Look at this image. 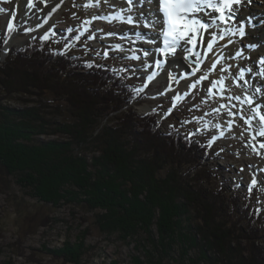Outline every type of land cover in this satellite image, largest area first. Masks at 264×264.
Returning a JSON list of instances; mask_svg holds the SVG:
<instances>
[{
    "label": "trees",
    "instance_id": "1",
    "mask_svg": "<svg viewBox=\"0 0 264 264\" xmlns=\"http://www.w3.org/2000/svg\"><path fill=\"white\" fill-rule=\"evenodd\" d=\"M2 45L0 39V53ZM0 88L33 101L11 107L0 100V192L14 183L34 202L8 192L22 215L15 221L19 248L68 206L92 213L99 232L135 241L142 254L130 264H264V248L255 243L264 232L239 216L223 186L211 187L217 175L204 161L205 148L173 126L162 132L156 112L138 114L134 91L110 66L43 39L0 61ZM91 229L78 245L40 251L75 263ZM179 245L181 258L171 253Z\"/></svg>",
    "mask_w": 264,
    "mask_h": 264
},
{
    "label": "rangeland",
    "instance_id": "2",
    "mask_svg": "<svg viewBox=\"0 0 264 264\" xmlns=\"http://www.w3.org/2000/svg\"><path fill=\"white\" fill-rule=\"evenodd\" d=\"M103 1L107 3L106 0ZM13 2L14 0H0V10H2L0 14V39L3 43L6 40L10 41L14 36L20 37L18 39L23 41L12 43L10 46L11 48H19L29 43L39 42L42 37L47 36L53 46H57L62 51L70 52L72 56L92 57L96 62L114 67L126 77L127 83L136 90L132 104L138 114L143 115L153 110L159 119L157 128L161 129L162 132H166L169 127L173 126L177 129L180 137L188 135L191 143L197 141L206 147L204 161L208 164L209 169H212V172L217 175L212 179L211 187L223 186L227 197L234 199V202L231 203L236 206V211H241L239 216H245L247 222L252 224V228L260 227L264 232V174L259 175V170L255 169L247 159L251 157L253 163L259 165L261 163L262 158L258 156V151L255 150L258 143L255 141L256 135L259 133L256 126L247 122L238 112L244 100L239 99L241 101L239 102L235 98L228 99L231 96L230 92L239 91V87H236L233 81L226 89L229 93L227 94L225 90H219L215 87V74L209 73L208 69L204 68L198 72V77H195V80L189 81V86L186 87L187 92L181 93L176 88L172 94L161 93L162 86H170L174 81L170 67L165 66L166 80L164 79L163 82L159 80L160 85L157 87H153L152 84L147 85L144 79L146 73L144 61L146 60L139 56L135 61L132 59L133 57L120 54L124 47L129 55L137 50L141 51L139 42L142 40L135 38L137 35L130 31V40H127L128 37L120 38L118 34V37L115 36V40L118 43H124L118 47V43L112 42V38H109L110 36L107 34L111 33L114 36L116 30L121 34H126L125 31L128 30L123 29H142L146 25L143 26L139 22L128 27L125 19L120 20L119 25H104L103 19L93 16L101 8L100 4L104 2L101 1L93 7L85 3L84 0H67L49 23H45L48 20L45 22L44 19L38 20L37 26L39 24L47 25L46 27L41 26L39 29L34 28L37 27L36 22H34L36 20L31 15L27 16L26 21L21 19L22 14L19 10L26 8V4L24 3L22 8L21 6L18 8L13 6ZM35 2L42 5L40 7L42 10H47V2L35 0L34 5ZM31 9L32 7L29 8L28 13H31ZM9 22L13 24L12 29L7 27ZM26 29L33 30L27 31ZM12 31L16 34L5 39L6 33ZM143 42L149 43L151 41L144 40ZM121 46L124 47L121 48ZM7 57L8 54H5V49L4 54L1 50L0 61L4 62ZM147 68L149 69V67ZM135 69H139V72ZM215 73L218 74L217 71ZM199 79L203 80L200 84L197 83ZM193 84L195 87H192ZM26 97L21 94L8 95L0 88V100L3 101V104L11 107L32 105L33 101L26 103L23 100ZM233 111H237L239 116ZM111 120L112 124L116 122L113 116ZM229 124H231V128ZM75 150L79 149L76 148ZM87 153L89 156L92 154L91 152ZM253 154H256L257 157H252ZM7 190V192H0V219L5 218L7 221L6 226H3L0 221V264H65L66 262L63 263L58 258L42 254L40 250L43 248H62L67 242L77 244L80 242L78 236L88 226L92 229L91 233L82 239L84 253L78 261L77 258L73 259L75 263L67 262L66 264H130L133 254H142L141 248H136L135 241L123 243L116 234L109 235L99 232L93 224L94 218L89 211L68 206L60 207L54 211L53 216L57 220L49 227H40L35 233H30L24 242H21L19 248L15 221L22 219V215L19 216L15 211V199L13 202L8 196V192L11 195L15 193L17 200L23 197L30 204L34 202L24 195L14 183ZM226 203L228 204V201ZM72 210L76 212L74 217L71 215ZM195 238L198 239L199 237L196 236ZM239 241L240 244H243L246 240L241 238ZM235 243L238 242L235 241ZM255 243L260 244L263 249L264 237ZM230 244L233 245L234 241H231ZM180 248V245L172 248L171 253L175 257L181 258ZM187 254L197 256L198 252L187 248ZM187 254L186 256H188ZM242 254L244 255L243 258L247 255V253ZM203 262L200 260L199 264Z\"/></svg>",
    "mask_w": 264,
    "mask_h": 264
},
{
    "label": "bare ground",
    "instance_id": "3",
    "mask_svg": "<svg viewBox=\"0 0 264 264\" xmlns=\"http://www.w3.org/2000/svg\"><path fill=\"white\" fill-rule=\"evenodd\" d=\"M35 0H31V4L34 6L31 9V13H28L29 6L27 2H24L26 4V8H22L24 6V3L21 2V0H14L13 6H16L18 8H21L19 10L21 12V19L26 21L27 16L31 15L32 18H35L36 23H39L38 20H43L44 22L48 20L49 21L54 19V16L56 12L61 8V6L67 1V0H43L47 2L46 8L47 10H42L40 7H42L41 4L35 2V5L33 4ZM38 1V0H37ZM86 3H91L92 5H96V3H101V0H84ZM99 1V2H98ZM106 2L101 3V8L98 9L94 13V17L99 16V17H104L106 19H109L108 22H111L113 20V17L116 15L118 18H123V19H128L130 13V10L132 12H135L138 14L140 11H143V9L138 8L137 5L134 7L132 3H129V1L124 0V5L118 6L117 3H113L112 0H106ZM127 1V3H126ZM255 1L254 3V8L255 9H250L247 5H244L242 7L245 8H237L235 7L234 10L231 11L232 14L236 13L238 14L241 23L242 22H247V25L244 27L245 30V36L240 38L239 31H238V24L237 28L234 26L233 22L228 23L227 25H222L214 15L211 14V12H208L207 10L202 9L201 11L198 12H192L187 15V20L191 22L193 19L199 20L200 24H204L205 27L201 28L199 24L195 25V32H189V35L185 37L184 41H181L180 44L182 47H178L176 52L173 53L172 50L167 52H163L161 49V37H158L155 33L157 30L156 26L154 27L151 24H145L144 20H140L139 22L143 25H146V29L144 28H138V29H133V33H139V32H147L148 33V40L151 42L143 44L142 46L144 48H149L150 53H148V57H150V61L148 60V66L149 69L147 68V72L145 73V80H147L148 73L150 75V72L154 70V67L157 69V67L152 65L151 62L159 61L161 62L160 65L164 63L163 59L166 60L165 65H163L161 68L157 69L155 71V76L154 79H159L161 82L165 78V71L164 68L166 65L167 67H170V71L173 72V77L174 81L170 86H162L160 90H162L161 93H170L172 94L173 91H175L176 88L180 90L181 93H185L186 87L189 86V81L190 80H195V77H198V72L202 71L204 68H207L210 73L215 74V79L216 81L214 82V85L217 87H228L229 86V81H236V83L239 85V91H236L235 93L230 92L231 96L239 95L240 99H243V103L241 104V107L239 108V114L251 125L256 126L258 129V132L260 131V135L256 136V142L257 146H255L258 151V156L262 158L260 165L255 164L252 162L251 157H248L247 159L253 165V167L257 170H259V175L261 173L264 174V116L260 114V111L264 110V79H263V86L262 89H260V93L257 94L255 93V97L253 93L255 92V88L253 86H248L243 79H239L237 69L246 68L249 63H254L252 57H256L257 59L260 57V55H263L264 53V25L259 22V24L256 26L251 25L250 26V20L252 17H256V19L259 20L258 16L261 15V9H262V3L264 0H253ZM37 4V6H36ZM57 5H59L57 7ZM28 8V9H27ZM56 8V11L53 12L52 9ZM146 9H150L151 12L156 13L155 11V5L152 3H149L145 5ZM51 10V11H49ZM157 14V13H156ZM128 15V18H127ZM159 17V16H158ZM103 18V19H104ZM160 18V17H159ZM115 19V18H114ZM215 20L216 24L213 27L212 26V21ZM135 21V20H133ZM18 24V23H17ZM46 27L47 25H38L35 28H41ZM128 28V27H127ZM36 30V29H34ZM43 30V29H42ZM123 30H128V29H123ZM223 30L225 37L223 40L220 39V33ZM20 38V37H18ZM16 36L10 39L7 44H5V54L6 51L10 48L12 43H19V41H23L21 39H18ZM143 38H145L143 36ZM155 40L153 43L152 40ZM191 39L194 41V43H188V40ZM228 39H234L231 46L229 48L224 47L225 41ZM211 42L213 44V49L209 50L207 48V44ZM194 45L195 48L194 50L191 51H183V48H188L190 49V46ZM228 49L232 50V55L235 54L236 51H239L241 49L242 51V56L237 57L234 59L229 60L226 57L218 63V66L215 70L212 69L211 64L213 61L222 53H226ZM239 49V50H238ZM263 52V53H262ZM191 53V56L193 59L197 60L200 62L201 65H199V68H195L194 65L187 63L185 60V57L187 54ZM209 56L211 59H209ZM147 60V58H145ZM207 64L208 66L205 67L204 65ZM234 64L238 66V68L234 67ZM254 65H256L254 63ZM249 67V66H248ZM187 68V71L185 69ZM221 69H227V71H222ZM261 70V69H260ZM218 72L216 74L215 72ZM263 71V70H262ZM169 72V71H168ZM235 72L236 75L233 76L232 73ZM247 72V71H246ZM257 72V71H256ZM264 72V71H263ZM171 74V73H170ZM260 78H262L261 75H259ZM184 78L183 80H180ZM223 79L224 83H216L217 81H220ZM169 80V79H168ZM172 81V80H171ZM207 81V80H206ZM169 82V81H168ZM151 83V82H149ZM181 85H184L185 87H181ZM254 91V92H253ZM227 93V91L225 90ZM229 94V93H227ZM246 95H250V99L253 100L252 104H249L248 101L244 98ZM239 102H241L239 100ZM237 111H233L236 113L238 116L239 114ZM245 112V114H244ZM236 115V116H237ZM239 118V117H238ZM241 119V118H239ZM243 119V120H244ZM231 121V119H228ZM244 120V121H245ZM245 121V122H246ZM257 134V133H256ZM252 157H257L256 154H253ZM262 169V171H261ZM262 176V175H261Z\"/></svg>",
    "mask_w": 264,
    "mask_h": 264
},
{
    "label": "snow or ice",
    "instance_id": "4",
    "mask_svg": "<svg viewBox=\"0 0 264 264\" xmlns=\"http://www.w3.org/2000/svg\"><path fill=\"white\" fill-rule=\"evenodd\" d=\"M22 3L27 2L29 8L33 7L31 4V0H21ZM51 2V0H50ZM113 3H117L118 6L124 5V0H112ZM152 3L155 4L156 0H132V4L135 7L136 5H139L143 11H140L138 14L135 12H132L130 10V15L128 18L129 24L133 23V20H135L137 23H139L140 20H144L145 24H151L154 27L157 25L163 26L165 23L167 24L166 30L163 32L164 36V43L165 45L172 50L173 53L176 52L178 47H182L180 42L184 41L185 37L189 35V32H195V25L199 24L201 28L205 27L204 24H200L199 20L193 19L191 22L187 20V15L192 12H198L201 11L204 8L207 9H212L214 12L220 14V20L223 21L225 19L224 12L225 10H231L233 8V5L239 6L241 4V0H222V2L219 3H214L213 0H159V9L160 11L163 12L164 17L166 18V21L161 20L158 15L154 12H151L150 9H146L145 5ZM59 5H57L58 7ZM53 12L56 11V8L52 9ZM229 19L231 17L229 16ZM212 26L214 27L216 24V21L213 20ZM8 29L13 28V24L11 22L8 23L7 25ZM27 31H31L33 29H26ZM128 31L133 32V29H128ZM239 35L240 37L245 36V30H244V25L241 24L239 26ZM135 35H143L145 37L148 36L147 32H139V33H134ZM44 39H47V37H43ZM152 42L154 43L155 40L153 39ZM5 43L7 44L8 41L6 40ZM188 43H194L191 39L188 40ZM231 43V41H230ZM207 48L209 50L213 49V44L209 42L207 44ZM145 55L147 56L149 51L148 49H141ZM183 51L187 52L190 51L188 48H183ZM226 56L229 60L234 59L232 55V50L228 49L226 51ZM107 55V53H105ZM242 53L240 51L235 52V57H241ZM123 58V57H121ZM133 58H138V57H133ZM185 59H188L186 56ZM209 59L211 57L209 56ZM159 61H157V67L160 66ZM261 64H264V59L260 61ZM205 67L208 65L205 64ZM212 69L215 70L217 68V64L213 63L211 65ZM222 71H227V69H221ZM135 71L139 72V69H135ZM187 71V68L185 69ZM233 76L236 75L235 72L232 73ZM245 75L243 68L241 67V71L239 72V76L243 78ZM155 74L149 75L147 77V80L152 83L153 87H157L160 85L159 79H154ZM216 83H221L223 84L224 81L221 79L220 81H217ZM231 81H229V84ZM147 87V85H145ZM181 87H185L184 85H181ZM192 87H195L193 84ZM235 98L236 100L240 99V96L237 94L235 97L229 96L228 99L231 100ZM249 104L253 103L252 99L248 100ZM229 127L231 128V124H229ZM264 135V133H262ZM190 139V137H189ZM264 146V145H262Z\"/></svg>",
    "mask_w": 264,
    "mask_h": 264
},
{
    "label": "water",
    "instance_id": "5",
    "mask_svg": "<svg viewBox=\"0 0 264 264\" xmlns=\"http://www.w3.org/2000/svg\"><path fill=\"white\" fill-rule=\"evenodd\" d=\"M188 61H189L190 63H194L196 66H198V63L194 62L190 57H188Z\"/></svg>",
    "mask_w": 264,
    "mask_h": 264
}]
</instances>
